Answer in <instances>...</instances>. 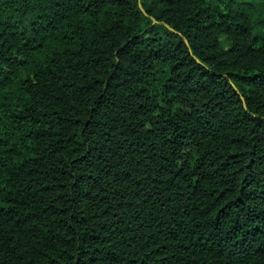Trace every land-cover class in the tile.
<instances>
[{
    "label": "trees",
    "instance_id": "obj_1",
    "mask_svg": "<svg viewBox=\"0 0 264 264\" xmlns=\"http://www.w3.org/2000/svg\"><path fill=\"white\" fill-rule=\"evenodd\" d=\"M0 264H264V0H0Z\"/></svg>",
    "mask_w": 264,
    "mask_h": 264
},
{
    "label": "rangeland",
    "instance_id": "obj_2",
    "mask_svg": "<svg viewBox=\"0 0 264 264\" xmlns=\"http://www.w3.org/2000/svg\"><path fill=\"white\" fill-rule=\"evenodd\" d=\"M222 41H224V38H221Z\"/></svg>",
    "mask_w": 264,
    "mask_h": 264
}]
</instances>
